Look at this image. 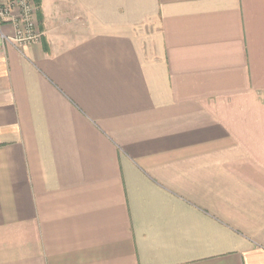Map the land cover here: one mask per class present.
I'll use <instances>...</instances> for the list:
<instances>
[{
    "label": "crops",
    "instance_id": "crops-1",
    "mask_svg": "<svg viewBox=\"0 0 264 264\" xmlns=\"http://www.w3.org/2000/svg\"><path fill=\"white\" fill-rule=\"evenodd\" d=\"M36 1L41 43L0 45V264H264V0Z\"/></svg>",
    "mask_w": 264,
    "mask_h": 264
},
{
    "label": "built area",
    "instance_id": "built-area-1",
    "mask_svg": "<svg viewBox=\"0 0 264 264\" xmlns=\"http://www.w3.org/2000/svg\"><path fill=\"white\" fill-rule=\"evenodd\" d=\"M38 10L36 0H0V45L6 41L19 47L40 44L43 32L36 19ZM4 24L12 26L11 34L3 31Z\"/></svg>",
    "mask_w": 264,
    "mask_h": 264
}]
</instances>
